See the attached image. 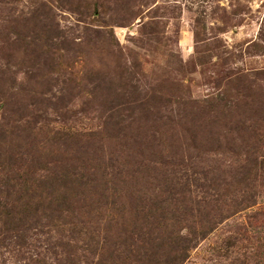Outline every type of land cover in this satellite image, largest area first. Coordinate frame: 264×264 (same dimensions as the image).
I'll list each match as a JSON object with an SVG mask.
<instances>
[{
  "label": "rangeland",
  "instance_id": "obj_1",
  "mask_svg": "<svg viewBox=\"0 0 264 264\" xmlns=\"http://www.w3.org/2000/svg\"><path fill=\"white\" fill-rule=\"evenodd\" d=\"M0 128L6 203L72 190L0 210V264H106L167 197L155 236L207 233L181 264H264V0H0Z\"/></svg>",
  "mask_w": 264,
  "mask_h": 264
},
{
  "label": "trees",
  "instance_id": "obj_2",
  "mask_svg": "<svg viewBox=\"0 0 264 264\" xmlns=\"http://www.w3.org/2000/svg\"><path fill=\"white\" fill-rule=\"evenodd\" d=\"M3 131L4 129L0 128V134ZM72 175L77 178L75 173H72ZM78 177L77 179L83 178L82 175ZM92 180L96 179L93 178ZM27 188L29 187L26 186L25 189H21L24 198L18 197V200H20L19 206L22 207H19L22 209L20 211L16 210L17 208L13 204L6 203V199L3 195L4 193L7 196L16 194L17 189L13 187L5 190L0 189V196L4 197V201H0V210L4 213L3 216L5 218L9 217V221L13 222L16 219V214H19V212L22 213L23 218L33 220L35 217L31 216H37L39 212L46 215L45 218L48 219L57 218V216L54 217V211L61 210L62 214H68V212L71 211L70 206L67 205L71 203L70 198L72 197V190L69 186L62 184L61 188L63 189H57L58 194L55 196H53V193L56 189L51 188L50 190V187H47L46 184H42V182L38 186V189L27 191ZM167 200L168 197L164 200H159L157 203L153 202L151 206L152 209L149 208V210L142 215L138 212L133 218L124 216L125 208L122 207L120 210L121 223L120 225L116 223L118 229L116 236L120 241L117 242V244L114 243L116 246L115 253H117V255L109 256L102 259V261L106 264H115V262L116 264H181L186 259L189 248L194 246L200 238L205 237L207 233H199L192 237L189 235H180L179 232L175 235L155 236L154 232L158 229L160 222L167 228V222L180 223L186 218H182V221L177 220L172 210H168V215L163 216V212L167 208ZM43 201H45V204H43ZM33 206L35 207L33 209L34 213H30ZM44 210H48L49 213L46 214ZM161 217L164 219H161ZM83 219V217L79 218V221L82 222ZM87 222H89V220H87ZM69 223L74 224L73 220H70ZM80 230L81 229H79V231ZM123 235H125V237H123ZM138 242L143 244L140 245ZM127 246L130 247V255L133 257L132 260H134L135 263L130 261L128 259V254L120 248ZM99 264H101V260H99Z\"/></svg>",
  "mask_w": 264,
  "mask_h": 264
}]
</instances>
